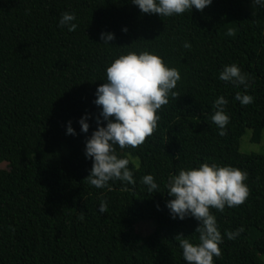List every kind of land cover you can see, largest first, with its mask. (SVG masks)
Segmentation results:
<instances>
[{"label": "trees", "instance_id": "1", "mask_svg": "<svg viewBox=\"0 0 264 264\" xmlns=\"http://www.w3.org/2000/svg\"><path fill=\"white\" fill-rule=\"evenodd\" d=\"M251 2L213 0L203 12L161 17L131 0H0V264H187L175 238L199 244V221L173 219L166 184L203 163L239 168L250 189L244 204L210 209L223 237L214 264H264V154L239 150L246 128L252 140L264 128V7ZM65 12L75 14V31L59 26ZM103 32L115 39L104 44ZM144 51L180 72L179 95L158 110L143 145H115L135 185L96 188L85 151L102 111L97 88L115 59ZM232 64L249 74L248 88L219 79ZM237 93L254 101L242 105ZM221 96L230 118L223 136L211 120ZM69 121L76 135L67 134ZM146 175L156 191L142 183ZM146 219L155 226L142 234L135 226Z\"/></svg>", "mask_w": 264, "mask_h": 264}, {"label": "clouds", "instance_id": "2", "mask_svg": "<svg viewBox=\"0 0 264 264\" xmlns=\"http://www.w3.org/2000/svg\"><path fill=\"white\" fill-rule=\"evenodd\" d=\"M142 13L159 14L161 17L180 15L193 8L203 12L213 0H131ZM254 7H264V0H252ZM74 13L65 12L61 15L59 26H68L69 31H75L77 25ZM124 32L128 29L124 28ZM232 33H229L231 35ZM115 39L113 33H101L104 44H110ZM185 48H191L189 43ZM107 82L101 84L96 91L95 105L102 108L96 116L97 130L86 142L85 155L93 160V167L86 180L96 188L108 187L109 181L120 180L135 185L133 172L129 169V160L118 158L115 145L137 148L152 136L160 116L157 114L164 105L169 103V97L176 98L179 93L173 91L181 80V74L176 68L168 67L158 55L144 51L140 54L130 52L121 55L107 67ZM219 79L231 82L236 86H250L249 74L244 73L235 65H229L221 71ZM236 100L242 105L254 101L250 95L236 94ZM228 101L219 97L213 107L216 109L211 116L213 123L226 134V126L230 122L224 107ZM102 117V119H101ZM89 116L85 115L79 123L84 133L89 131ZM107 121L106 127L103 122ZM67 134L76 135L75 129L68 123ZM248 174L239 168L217 166L208 163L190 170L181 169L177 175L169 177L166 184L168 195L174 197L167 202L173 219L179 217H194L199 221L195 232L199 233V244L191 243L183 234L176 236L183 258L187 264H214V257H220V244L223 237L218 230L216 217L210 209L223 212L225 207H236L246 202L250 189L245 181ZM142 183L148 185L149 193L158 189V184L152 175L142 178ZM99 211H108L107 202L102 201ZM80 219L84 216L81 213ZM244 231L243 227L235 232H227L229 240L235 239Z\"/></svg>", "mask_w": 264, "mask_h": 264}, {"label": "rangeland", "instance_id": "3", "mask_svg": "<svg viewBox=\"0 0 264 264\" xmlns=\"http://www.w3.org/2000/svg\"><path fill=\"white\" fill-rule=\"evenodd\" d=\"M251 7L253 4L251 2ZM251 128H246L244 134L239 139V150L243 153L264 154V128L261 131L260 137L257 140H252ZM5 163H1L0 167H4ZM155 226V222L151 219L139 221L135 229L142 234H148ZM260 259L264 262V253L259 254Z\"/></svg>", "mask_w": 264, "mask_h": 264}]
</instances>
